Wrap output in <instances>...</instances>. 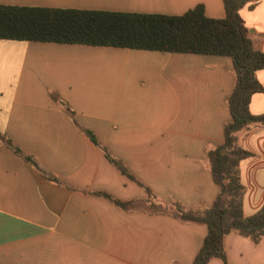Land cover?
<instances>
[{"label": "crops", "instance_id": "0c3cea01", "mask_svg": "<svg viewBox=\"0 0 264 264\" xmlns=\"http://www.w3.org/2000/svg\"><path fill=\"white\" fill-rule=\"evenodd\" d=\"M199 4L225 16L222 0H0L170 16ZM240 16L264 53V0ZM256 77L264 84V69ZM235 83L228 57L0 39V135L35 163L0 138V264H192L207 229L171 209L209 208L218 196L208 151L224 143ZM250 112L264 115V93ZM240 145L252 154L240 163L249 217L264 205V125ZM224 250L229 264H264V236L254 243L232 232Z\"/></svg>", "mask_w": 264, "mask_h": 264}, {"label": "trees", "instance_id": "16d2710c", "mask_svg": "<svg viewBox=\"0 0 264 264\" xmlns=\"http://www.w3.org/2000/svg\"><path fill=\"white\" fill-rule=\"evenodd\" d=\"M252 1L222 0L225 16L221 19L208 17L203 4L178 16L0 5V39L4 40L213 55L232 60L236 83L228 98L231 121L224 125V143L208 151L219 194L209 208H185L174 203L172 209V215L180 222L201 224L207 229L192 264H207L213 258L229 264L224 238L232 232L254 243L264 236V205L254 215H244V186L240 179V163L252 156L240 145V137L252 127L264 125V115L250 112L253 95L264 93V84L256 77V72L264 69V53L255 49L240 16V10ZM61 104L68 114L74 115L66 103ZM85 132L98 144L91 131ZM0 138L16 154L34 163L11 140L2 135ZM107 157L136 181L121 162L108 154ZM145 189L153 199L151 191ZM100 195L119 207L128 206L106 194ZM151 207L156 211L158 206L151 202Z\"/></svg>", "mask_w": 264, "mask_h": 264}, {"label": "rangeland", "instance_id": "374dc122", "mask_svg": "<svg viewBox=\"0 0 264 264\" xmlns=\"http://www.w3.org/2000/svg\"><path fill=\"white\" fill-rule=\"evenodd\" d=\"M172 210V209H171Z\"/></svg>", "mask_w": 264, "mask_h": 264}]
</instances>
